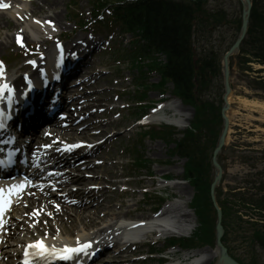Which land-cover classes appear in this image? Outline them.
Returning <instances> with one entry per match:
<instances>
[{
  "label": "rangeland",
  "instance_id": "rangeland-1",
  "mask_svg": "<svg viewBox=\"0 0 264 264\" xmlns=\"http://www.w3.org/2000/svg\"><path fill=\"white\" fill-rule=\"evenodd\" d=\"M78 14L80 13L86 19L89 18L90 12L92 10V0H79ZM113 1V0H111ZM252 3V10L249 17V29L251 24L258 25L260 28L264 27V0H250ZM78 0H61L58 11L61 14V23L63 22V27L59 28L61 32L73 31L76 29L73 20H71L70 13L72 11L71 7L77 5ZM245 0H209L207 9L212 14H217L215 18L199 16L197 19V26L195 25V34L193 37V47L198 55L207 53L214 49L217 61L223 65V57L229 47L234 43L236 38L240 33V28L242 25V14L245 8ZM32 7V6H31ZM46 7V6H45ZM47 10V7L45 8ZM45 14V13H43ZM44 16L42 14H38ZM17 28L11 25L7 29H2L0 31V41L3 40L4 35H9V43L6 44L5 53L1 56L6 58L10 55L14 56L16 53L12 51L14 48V38L12 33L16 31ZM248 29V32H249ZM255 30V29H254ZM255 33H247L245 37V43L242 42L239 51L235 53L229 59V68L231 73L230 83L232 86L233 94L231 95L232 102L230 101V109L227 113L230 120V133L227 141L226 147L223 149L221 156L219 158L220 164L224 169V177L222 182L217 189V198L222 206L232 208L237 212L238 215H242V219H247V225H238L235 218L237 215L233 214V217H224L225 230L228 231V236L226 238V246L231 251L234 257L239 259L245 264H264V250L257 248L253 250V246L245 243L244 238L254 237L255 232L260 231V225L264 223V214L259 215L258 211L255 209L254 204L257 202L261 196L264 195V111L256 107L246 106L243 102L244 100H250L255 102H260L264 105V91L257 88L260 83L264 80V64L258 60V38L257 40H252ZM78 36V35H77ZM85 36V35H83ZM113 43V48L116 47L120 49L119 51L128 50L131 46L130 37H119L117 36ZM30 43H35L34 41H27ZM68 43V42H67ZM46 43H44L45 45ZM244 44V51L242 52V46ZM110 49L101 60L95 62L96 65H105L111 69L110 78H108L109 83L106 85L107 90H111L109 93L110 99H112L113 105L118 107L121 104L129 103L132 107L129 111L123 113V119L121 120V128L131 129L132 125L135 124L136 120L139 119L144 108H138L137 100L140 94L136 90V85L144 83L147 85H152L158 83L160 77L158 75L147 74V78L143 82H140L138 78L141 76V72L138 67H134L132 63H129L127 59L123 62L122 66H118L117 61L122 60L114 52L111 53ZM114 51V49H113ZM245 62L244 65H242ZM15 67L16 65L13 64ZM21 65L15 68H20ZM146 68V67H144ZM142 69L143 72H147L146 69ZM120 84V85H116ZM223 81L219 78L215 80V84L211 86V90L206 91V93L200 95L202 101H209L213 103L217 108H220L221 112V98L224 94V89H222ZM124 88H128L129 93L123 95L124 102L120 101L115 103L113 101L115 93H119ZM150 92L145 99L146 102L154 104L160 101L162 97V92L158 89L150 87ZM173 87L170 84L164 88V93H167L166 100L169 101L170 97L173 96ZM188 109V108H187ZM168 115L173 113L168 112ZM192 120L194 119L195 113H192ZM165 125L155 126L156 128H162ZM223 127V123L218 125V133L220 134ZM175 128V127H174ZM148 129H134L133 132L129 133V136L124 141L118 142L116 147L112 149L109 153L110 156L117 157L119 164L114 167V161L111 159L107 160L105 166L107 169L113 167L112 172L116 175L124 173L121 181L125 182L127 180L131 181V186L138 187L139 189L147 187L159 188L160 186V171L166 176H171L176 184V179H183V167L184 161L178 157H173L171 154L173 149V144L169 145L165 142L158 141L151 138L142 139L143 131ZM189 129H177L174 133L177 135L179 133L178 139L183 137V131L186 132ZM116 133L121 132V129L116 130ZM176 131V132H175ZM216 137V136H214ZM205 136L202 140L205 141L209 139ZM177 139V138H176ZM216 139V138H215ZM216 139V140H217ZM136 152L152 163L149 167L145 169H139L133 165L131 160V154ZM209 157L211 161L212 150L209 151ZM116 160V161H117ZM211 171V178L213 179L215 171L214 168ZM159 172V173H158ZM150 175L156 177L152 179ZM104 180L108 179L106 174H103ZM151 178V179H150ZM141 181V182H139ZM183 188L186 189L188 194V199L190 198L189 208L191 207L192 199L195 195V190L190 188L187 184L181 183ZM173 186V185H172ZM262 189V191H261ZM135 190V189H134ZM177 190L173 187L166 188L163 193L157 190V194H162L168 200L172 201L174 198L179 197L175 194ZM154 194L152 197L146 196V200L141 195H135L130 197L134 199L131 203L126 202V208H123L122 212H127V215L135 219L138 216L147 215L153 212L155 208L161 205L160 199ZM119 197H123L120 195ZM115 199V197H113ZM126 201H129L126 199ZM176 200H173L175 202ZM136 202H138L136 204ZM243 203V205H242ZM114 206V207H113ZM129 206V208H128ZM117 211L118 205H104V210L113 209ZM93 209V208H91ZM103 209L97 210L98 213L104 211ZM191 210V209H190ZM89 214H93L92 211ZM192 218H196L194 213L191 211ZM100 216V215H99ZM98 217V216H97ZM194 218V219H195ZM196 228H197V218ZM70 224V222H67ZM216 224V220L214 219ZM256 223V224H255ZM67 224V225H68ZM80 225H85V231H93L97 224H91L89 219L84 220L83 224H76L75 230H67L68 236H76L80 232ZM79 227V228H78ZM196 230V229H195ZM195 232V231H194ZM193 232V233H194ZM191 236V235H190ZM186 235V237H190ZM179 238L176 236H170ZM165 242L160 241L155 249L160 251L164 249ZM207 252V256L210 258L212 252L215 248L211 247ZM133 250V249H132ZM149 251L148 247H144L140 253L147 254ZM207 257V258H208ZM217 258L212 259L206 264H215ZM138 264H158L157 261H150L146 263Z\"/></svg>",
  "mask_w": 264,
  "mask_h": 264
},
{
  "label": "trees",
  "instance_id": "trees-1",
  "mask_svg": "<svg viewBox=\"0 0 264 264\" xmlns=\"http://www.w3.org/2000/svg\"><path fill=\"white\" fill-rule=\"evenodd\" d=\"M207 3L208 0H133L117 6L124 29L140 39L136 43V52L145 57L155 53L166 56L164 63L154 60L149 66L162 76L161 86L172 82L175 93L196 109L192 130L177 144V153L188 159L186 175L197 191L194 206L201 225L197 241L203 244L214 241L215 211L209 195L212 169L209 151L217 144L218 125L222 122L220 108L200 98L221 75L220 61H217L214 49L199 57L193 49L194 28L199 16L215 18L217 15L207 12ZM253 32L252 40L258 38V60L264 64V27L251 24L248 33ZM257 88L264 91V80ZM203 136L210 138L203 141ZM223 207L225 215L232 217L231 209ZM254 207L259 215L264 214V195ZM237 223L240 227L243 222ZM259 228L261 230L255 232L254 237L244 238V241L257 242L264 247V224ZM228 234L227 231L225 237Z\"/></svg>",
  "mask_w": 264,
  "mask_h": 264
},
{
  "label": "bare ground",
  "instance_id": "bare-ground-1",
  "mask_svg": "<svg viewBox=\"0 0 264 264\" xmlns=\"http://www.w3.org/2000/svg\"><path fill=\"white\" fill-rule=\"evenodd\" d=\"M3 2L10 3L11 8L6 11H0V31L2 29H7L10 24L12 23L14 27L19 29H24L22 32L23 35H25V39L29 41L33 37V34L37 36L35 38L37 42L42 43L45 41L44 36L46 35V32H48L47 29L42 28L38 25L35 26L34 24H31L29 22L21 23L17 20L18 17H23L25 15H35V14H43L45 15L43 18L45 21H52L57 22V26H61V14L58 11L59 5L61 3V0H33L30 2H24L21 0H0V4ZM33 6V7H31ZM47 7V10L45 8ZM39 20V22L42 21V17L36 16ZM49 25V24H48ZM50 31V30H49ZM34 32V33H33ZM3 41H0V52H4L6 49V44L9 42V35L2 37ZM90 44V40L87 37H78L74 39L70 47L76 50H80L84 45ZM49 52L46 56H52L51 53H54V49L51 50V48L48 49ZM46 51V50H42ZM17 72L15 70H11L9 73V77L6 78V75H3L0 77V82L4 80V78L8 80H15L17 84H20L19 77L17 78ZM61 87L64 85H60ZM173 100V99H172ZM93 101L92 99L88 100V105L85 107L86 111H89L91 107H93ZM229 101L232 102V99H229ZM100 104L102 101H98ZM246 106L250 107H256L259 109H262L264 111V105L260 102L250 101V100H244L243 101ZM181 102L178 100L173 101V103L169 106V109L174 112V115L170 118L169 122L175 126H177L179 129H185L189 126L190 120L192 119V111L187 110L184 108H181ZM107 114V110L104 111ZM264 113V112H263ZM70 115H73V113L70 111ZM96 114L91 113L88 116L87 122L88 126L84 129L83 132H78L77 128H70L68 131H72V135H87L90 130L92 129H98L99 126L96 125V122H94V118H96ZM40 115L38 114L37 117L33 119V121L39 120ZM264 117V116H263ZM160 120H165L164 115H160ZM28 125V122L25 124V127ZM29 128L27 130H31L35 123L32 122L29 123ZM105 131V128L102 130ZM58 134L67 137L70 136L67 134V131L64 133L61 130H57ZM44 133V132H43ZM79 133V134H78ZM71 135V136H72ZM42 138V136H40ZM125 136L123 134L120 135V139H124ZM77 153L80 154V161L81 163H87L88 161L92 162V165L90 167H87L90 171V173L94 176V178L85 179L79 177V174L83 173V169L81 164L73 170L65 172L66 175L73 176L74 178H79L77 182H71L67 184V187H69V190L67 191V196L71 200H79L81 205L84 207H94L93 209L88 210H80L77 208H72L71 211L73 214H71L69 211H63V215L59 212H55V209L52 207V204L49 202L52 199H57V193H50L52 190H49L50 196L48 199H44L43 196H38L34 199H32L35 195L41 194L40 192H35L31 198L25 199L24 203L26 202V209H21L22 215L26 213L28 215L27 219H22L23 216L19 217V219L22 221L23 224L26 223V221H36L39 219L38 216H36L34 213H29V210L32 208H38L39 212L44 211L47 212V210H51L50 213L53 216V221L55 224H51V222L47 223L48 228H45L44 231L40 232V235L42 237H49L50 239L56 238V240H51V243L54 245L57 244H66V243H74L75 241H86V240H92L93 242L100 241V244H107V247L110 245H113V247L116 249L120 244L119 239L114 235V233L118 230L122 231V234L126 236L125 232L122 227L124 228V221L122 220H128L127 212H122L121 206L125 207L124 202L121 199H118L115 204H113V201H111V197L113 194H119L117 191H110L105 186L111 185L116 186L119 183L120 175H115L114 172H112L113 167L110 169H107L105 166V163H96L94 162V159L98 157V155L91 153L88 150H83L82 148L77 149ZM91 153V156L88 154ZM75 154V150H72L65 154V159L68 161L71 159ZM159 173V172H158ZM99 174H106L108 176L107 180H104L103 177H97ZM160 174H162V171H160ZM103 185L94 189L88 188L90 185ZM178 185L182 184H175L173 185V188L177 190L175 194H177L179 197L176 199L178 202H175L173 204H169L164 212L159 216V219L151 220L153 217L152 215H140L136 217L137 221H129L132 222V227L134 231H136L135 223L144 221L145 223H148L149 226H153L155 230L157 229L159 233V236H166V235H172V234H179V235H191L196 229V221L194 218H192V214L190 211H188V202H190V198L188 199L185 196L188 194L185 188L179 187ZM53 184H49V188H53ZM136 191V190H135ZM122 196H129L134 197L135 193H122L119 194ZM134 199H130L129 201H126L127 203H131ZM138 202H136L137 204ZM104 205H118L120 208H118L117 211H113V209L104 210ZM82 207V206H81ZM103 209L104 211H101L98 213L97 210ZM92 211L93 214H89ZM32 212V210H31ZM100 215V216H99ZM47 216V215H46ZM98 216V217H97ZM147 217H151L150 219H145ZM170 217L171 219H169ZM131 218V216H130ZM158 218V217H157ZM89 219L91 224H97L95 226V231H85L86 229L84 226L80 225V232L76 236H67L68 233L67 230H75L74 226L76 224H83L84 220L86 221ZM28 222V223H32ZM67 222H70L68 224ZM68 224V225H67ZM78 227V228H79ZM15 229V226H14ZM16 230L18 232L13 233L9 237H7V247L3 249V254L7 256L9 254L10 249H12V253L18 250L17 243L21 242L22 238L21 235H23L26 230L20 231V227L16 226ZM49 230V232H47ZM31 232L30 229H27V234ZM157 235V234H156ZM24 236V235H23ZM25 237V236H24ZM23 237V238H24ZM127 243H124L123 246H127ZM104 246V245H103ZM121 246V247H123ZM105 247V248H107ZM209 251L208 248L204 250H197L194 251L189 257L190 260L188 262H183L181 264H206L209 263L212 259L217 258L219 256V253L217 250H213L212 256L209 258L207 256V252ZM108 251H105L104 253L107 254ZM208 257V258H207ZM112 260V258H109ZM108 264H112L109 262Z\"/></svg>",
  "mask_w": 264,
  "mask_h": 264
},
{
  "label": "water",
  "instance_id": "water-1",
  "mask_svg": "<svg viewBox=\"0 0 264 264\" xmlns=\"http://www.w3.org/2000/svg\"><path fill=\"white\" fill-rule=\"evenodd\" d=\"M246 2H247V9L243 13L241 34L238 37L237 41L234 43V45L230 48V50L228 51V53L224 57L225 95H224L223 99H224L225 105L222 108V117L224 120V127H223V131H222V134H221V137L219 140V144H218V146L214 152V159H213L214 167L217 169V174H216L214 183L212 184V187H211V194H212V198H213L214 202H215V187L218 185V183L220 182V180L222 178V168L217 163L216 157L221 152V149L223 148V146L225 144V139L227 137V133L229 130V118L226 115V113H227V111H229V107H230L229 102H228V97L231 94V87L229 84V68H228L229 61H228V59L230 56H232L233 54L238 52L240 44L247 34L248 24H249V14H250V9H251V1L246 0ZM215 207H216L217 212H218V218H217L218 220H217V227H216V244H217V247L220 251V259L218 261V264H238L237 262H235L233 259H231L229 257V255L227 253V249L223 246V244L221 242V238H222L223 233H224L223 228L221 226L222 212L218 208V206L216 205V202H215Z\"/></svg>",
  "mask_w": 264,
  "mask_h": 264
},
{
  "label": "snow or ice",
  "instance_id": "snow-or-ice-1",
  "mask_svg": "<svg viewBox=\"0 0 264 264\" xmlns=\"http://www.w3.org/2000/svg\"><path fill=\"white\" fill-rule=\"evenodd\" d=\"M0 6L7 7L8 5H0ZM49 23H51V21H49ZM2 75H3V73L0 72V76H2ZM5 90H11V89L7 84L0 86V94H3L5 92ZM0 127H2V125H0ZM25 186L26 185L21 184V185H19V189H23ZM15 187H17V186H13V188H15ZM0 193H3V189H0ZM8 203L10 205V201ZM3 211H4V209L0 208V218H2V216H3ZM29 247L37 249L38 255H43L47 251V247L42 240L37 241L34 245H30ZM89 248H91V242L83 244L79 247H68V246H66L64 249V254L62 255L61 258L68 260L71 258L72 255L79 254L81 252L87 254V250ZM26 264H27V261H26Z\"/></svg>",
  "mask_w": 264,
  "mask_h": 264
}]
</instances>
